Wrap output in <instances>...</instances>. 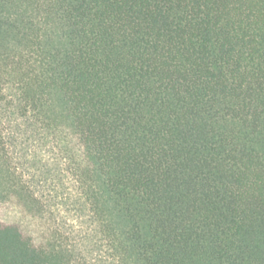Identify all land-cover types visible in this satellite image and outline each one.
I'll list each match as a JSON object with an SVG mask.
<instances>
[{
  "label": "trees",
  "instance_id": "1",
  "mask_svg": "<svg viewBox=\"0 0 264 264\" xmlns=\"http://www.w3.org/2000/svg\"><path fill=\"white\" fill-rule=\"evenodd\" d=\"M0 264H264V0H0Z\"/></svg>",
  "mask_w": 264,
  "mask_h": 264
}]
</instances>
